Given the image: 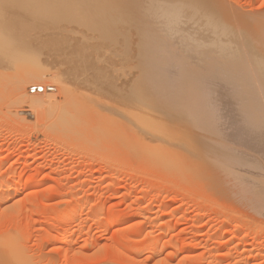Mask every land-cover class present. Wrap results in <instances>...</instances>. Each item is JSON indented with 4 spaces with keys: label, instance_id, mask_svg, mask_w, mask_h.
I'll return each instance as SVG.
<instances>
[{
    "label": "rangeland",
    "instance_id": "374dc122",
    "mask_svg": "<svg viewBox=\"0 0 264 264\" xmlns=\"http://www.w3.org/2000/svg\"><path fill=\"white\" fill-rule=\"evenodd\" d=\"M119 1V6L125 2ZM229 1L239 7L238 11L242 8L240 12L264 14V0ZM129 3L132 10L124 3L123 8L129 9L121 10L110 2L121 12L134 14V0ZM107 13H100L101 18ZM114 17L109 19L111 25L109 20L96 25H110L109 31L115 25L119 29L124 26ZM93 20L87 26L96 31ZM76 23L67 29L75 31L76 27V32L81 29L101 40L96 32L89 33ZM132 27L134 22L126 26L133 31ZM43 28L38 29L41 35ZM107 28L101 29L104 35L99 30L103 36H115V40L109 38L115 45L116 36L121 34L117 29L119 33L112 31V35ZM97 38L95 44L102 41L110 45L108 37V41ZM137 39L139 46L147 42ZM48 50L44 57L35 56L37 61L29 57L22 61L29 60V66L40 59L45 63ZM7 68L0 61V71L4 72L0 75V264H264V204L256 199L255 182H237L205 162L201 166L193 163L189 148L195 139L188 131L183 138L189 143L185 142L186 150L179 155L160 146L148 132L136 127L133 130L110 108H96V112L87 107L80 112L89 114L81 116L84 123L79 118L83 125L78 122L79 127L78 123L73 126L77 120H66L64 112L72 113L78 99L71 95L66 100L53 77L45 81H52L54 89L50 92L57 94L58 103L55 108H42L39 114L24 100L17 101V96L16 100V75ZM27 91L32 93L29 88ZM211 142L208 139L200 144L210 156L215 150ZM73 200L78 203L74 212Z\"/></svg>",
    "mask_w": 264,
    "mask_h": 264
},
{
    "label": "bare ground",
    "instance_id": "6f19581e",
    "mask_svg": "<svg viewBox=\"0 0 264 264\" xmlns=\"http://www.w3.org/2000/svg\"><path fill=\"white\" fill-rule=\"evenodd\" d=\"M109 1L110 6L107 0L105 3L103 0L97 3L96 0H13L15 5L11 0H0V61L7 69L14 70L16 79L12 76L15 79L12 85L16 100H24L39 114L42 108H55L57 94L50 92L54 89L50 83L58 81L66 100L71 95L78 99L72 104L75 109L72 113L64 112L66 120H77L73 126L79 118L81 121L82 115L85 118L89 115L85 110L80 115L87 107L95 111L110 108L133 130L136 127L148 132L160 146L172 148L179 155L186 150L188 140L184 138L188 131L195 139L189 148L193 163L201 166L205 162L237 182L252 180L256 184L253 183L256 199L264 204V14L252 15L243 10L244 14L240 12L242 8L238 11L239 7L236 9L232 4L234 9L226 0H139V3L134 0L133 10H136L132 14L130 10L121 12L129 9L123 8V3L132 8L133 4H126L129 0H123L120 6L117 3L121 1L116 0V4L110 1L117 8L122 7L121 10L112 7ZM100 10L109 12L106 16L102 14L106 19L101 18ZM125 13L132 14L127 16L133 19L128 20L131 26L134 22L132 28L136 34L126 28L130 25ZM109 16L112 19L115 16L125 27L119 29L113 25L115 29L111 27L109 31ZM93 19L95 28L91 26L96 31L88 29ZM106 20L110 24H105L109 25L104 27L107 32L119 30L120 44H117L118 36L115 45L110 42L115 36L112 39L111 35L103 36L105 29L99 26ZM72 23L77 27L84 25L89 33L96 32L101 40L110 38V45L103 44L99 37L101 44H95L97 35L91 36L80 26L79 33L76 27L75 31L67 29ZM43 27L46 38L38 30ZM99 28L104 29L103 35ZM135 38L147 42L140 47ZM92 40L94 44L90 43ZM133 40L135 43H131ZM48 48L52 60L47 58L42 63L40 59L41 62L35 63L39 59L36 60L37 55L47 54ZM28 57L35 58V62L31 61L35 65L29 66L30 61L23 60L22 67V59ZM46 69L53 71L54 76ZM1 71L0 75L4 74ZM46 77L53 80L45 81ZM28 88L32 93H27ZM82 122L79 123L83 125ZM208 139L215 146L212 156L200 146ZM77 206L73 200V212Z\"/></svg>",
    "mask_w": 264,
    "mask_h": 264
}]
</instances>
